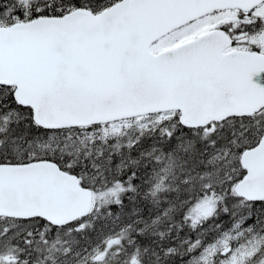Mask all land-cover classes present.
Listing matches in <instances>:
<instances>
[{"label": "snow or ice", "instance_id": "obj_1", "mask_svg": "<svg viewBox=\"0 0 264 264\" xmlns=\"http://www.w3.org/2000/svg\"><path fill=\"white\" fill-rule=\"evenodd\" d=\"M0 264H264V0H0Z\"/></svg>", "mask_w": 264, "mask_h": 264}]
</instances>
